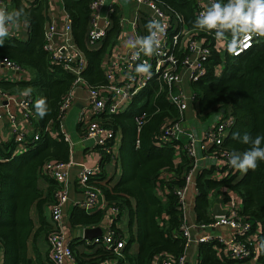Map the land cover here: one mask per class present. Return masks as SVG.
I'll list each match as a JSON object with an SVG mask.
<instances>
[{
    "label": "trees",
    "instance_id": "obj_1",
    "mask_svg": "<svg viewBox=\"0 0 264 264\" xmlns=\"http://www.w3.org/2000/svg\"><path fill=\"white\" fill-rule=\"evenodd\" d=\"M92 1L63 0V4L71 22L73 41L87 57L83 77L91 85H98L106 83L102 67L105 56L119 43L122 10L114 5L111 25L101 46L89 47ZM157 1L172 14L180 15L183 27L197 30V36L207 41L211 54L204 60L205 74L191 82L198 101L197 115L204 118L214 111L233 114L235 124L220 148L229 154L233 151L243 154L250 145L234 140L235 133H248L252 137L264 134V38H259L250 49L238 56L228 50L221 53L220 47L213 41L212 32L194 27L198 17L197 0ZM222 2L227 3L228 0ZM12 6H8V11L24 9L26 16L22 20L30 24L29 37L24 41L10 34L0 46V59L9 58L33 71V78L21 84L29 88L25 97L33 99L30 111L37 117V128L23 140L28 145L26 152L15 151V140L0 141V247L4 248V264H32L27 256V242L34 227L30 211L34 204L40 212L43 211L46 204L56 200L60 189V183L44 170V166L46 163H66L69 160L70 144L61 128V107L77 75L45 49L49 3L34 0L27 6L15 0ZM226 36L231 37L230 34ZM184 52L182 49L177 52L179 64L185 56ZM220 62L224 63L223 73L218 76L216 65ZM13 85L11 82L0 83L3 89ZM169 90L164 81L153 77L126 111L102 112L92 118V121L112 130L114 136L119 133L123 137L120 147L123 177L118 183L110 185V182L104 183L102 178L93 175L90 183L96 182L106 199L122 210L132 207V199L136 203L132 215H136L138 232L120 250L119 264H163L166 257L178 259L186 252L187 239L181 228L184 212L177 189L186 185V174L193 160L184 152L182 161H176V149L184 146L183 140L162 142L159 139L166 127L181 120L180 111L169 100ZM40 101H44L49 109L43 119L36 111ZM142 112H146V116L139 123L137 117ZM84 129L85 126L82 134ZM36 136H39L38 139H35ZM113 137L108 140V146H111ZM101 148L103 162L108 161L110 154L105 147ZM213 150L217 152L220 149L214 147ZM214 172V167H206L195 176L199 190L194 201L197 223H207L213 218L209 197L212 191H216V195H220L225 202L233 197V193L238 194L242 204L238 213L250 222V233L258 245L255 264H264V162H260L255 171L248 170L240 177L241 171L238 170L230 171L222 178H214ZM40 178L49 182L46 192L38 185ZM104 217L103 210L87 212L76 206L70 214V222L75 227H88L101 223ZM41 229L45 230L46 226ZM114 231L120 240L118 230ZM134 240L139 245L136 253L130 250ZM97 253L98 258H105L115 252L104 247ZM249 258H234L230 248L218 239L199 244L198 264H246Z\"/></svg>",
    "mask_w": 264,
    "mask_h": 264
},
{
    "label": "built area",
    "instance_id": "obj_2",
    "mask_svg": "<svg viewBox=\"0 0 264 264\" xmlns=\"http://www.w3.org/2000/svg\"><path fill=\"white\" fill-rule=\"evenodd\" d=\"M132 1L137 9L136 16L131 20V26L133 29L137 30L138 27L139 31L141 21L145 20L148 23L152 19H158L167 26L166 35L160 52L159 54L152 56H146L141 53L139 57L133 58L132 53L134 50L131 48L123 52L120 50L116 51L109 60L104 61L102 64L106 76V83L89 86V103L94 114L102 112L115 113L120 112L124 104L144 89L153 77L164 81L170 87L168 97L180 111L181 120L166 127L159 139L162 142H171L184 138V149L187 155L193 160L192 167L186 174V185L177 189V195L184 212V220L181 228L187 239V246H189L193 238L186 216L188 204L187 190L190 184L194 183L193 181L197 168L202 170L206 167H214L215 172L212 175L214 178H219L218 176L220 173L223 174L224 177L230 171L236 170L231 167L228 162L229 153L222 150L224 148H220L224 142V138L228 135L232 126L235 124L236 118L233 114H224L221 111H215L214 116L217 115L216 121L203 133L204 139L201 143V151L203 155H200V149L198 146L199 137H197L194 131L187 130L181 124L185 111L188 108L189 101V95L181 88V82L184 71L189 72L191 82L198 80L205 74L204 60L209 57L211 50L207 46V41L202 37L197 36L199 33L197 30L183 27L180 24V15L172 14L160 1ZM207 1L210 3V0H197V16L208 8ZM8 4L7 0H0V7L8 10ZM115 4L120 6L118 0L92 1L88 44L95 45L106 37L107 29L111 25V16ZM104 7L106 10L105 13H103ZM126 19L125 16H122L121 18L122 31H124L127 26ZM64 25L65 26L59 29L55 24H51L45 29V49L55 60L64 63L67 69L77 75L70 94L62 104V118L72 107L73 90L85 81L83 72L86 68L85 61L81 58L82 51H80L73 41L70 19ZM140 35L141 37L148 35L146 27L140 29ZM211 35L212 38H214L213 41L216 43L215 33L212 32ZM57 37H60L62 40V43L58 46L56 45ZM259 38L260 37L253 34L251 39L246 42L249 46L242 48L238 54L233 53V55L238 56L244 51L250 49L254 42H257ZM180 49L185 51V56L179 64L177 52ZM221 49L222 48H220V50ZM71 51H74L75 53H71ZM144 62L151 65V77L138 74L135 71L136 65ZM0 66L14 70H20L23 68V66L19 65L17 62L6 57L0 59ZM192 93L191 98L196 99L194 92ZM4 96L7 98V104L11 103L13 96H9V94H4ZM32 102L33 99L31 97H25L21 100L14 98V103L18 104V106L25 110L24 114L27 117L31 115L30 108ZM2 107L3 105L0 104V118L3 117V111L1 110ZM8 116L11 119H14V114L10 113V111L8 112ZM145 116L146 112H142L138 115V122L141 123ZM83 126H85L84 134H82L83 139H95L99 146L106 148L111 158L113 154L111 146H108L110 143L108 140L114 136V132L110 129L104 128L96 121H92V119L86 125L83 123ZM24 135L27 136L29 134L25 132L17 133L15 141L22 142ZM64 135L66 139L69 138L67 133H64ZM38 137L39 136H36L35 139H38ZM214 147L220 150L217 152H215V150L211 151ZM200 160H204L205 162L201 168L199 164ZM68 166L69 163H46L44 170H46L48 174L59 183L65 184L67 181ZM93 174V170L90 167L82 164L77 178L79 185L83 188L86 195V198L80 204V207L87 212H92L97 207H104L101 202L103 196L101 188L95 185L96 182L93 184L90 183ZM196 191L199 193L198 188H196ZM68 200L69 195L67 188L62 187L56 194V200L49 204L50 218L53 223L52 229L48 233V255L51 264H66L67 261L74 258V252L69 244L68 236L62 227L64 208ZM105 205L111 206L115 212L120 210V208L112 204V202L107 201ZM226 205L228 206V209H225L227 211L226 215H213V218L209 222L200 223L198 225L203 229H214L227 226L232 231V238L226 242L222 240L221 237L218 238L210 233L200 236L198 241L208 242L212 239H218L230 248L231 254L234 258L240 260L248 257L251 258L253 254L257 253L258 246L256 244V239L254 240L252 238L253 234L250 233L251 224L244 220L238 213L240 206L237 205L234 197L226 201ZM118 238L119 237H117L115 231L111 230L107 235L96 236L92 241L96 244H104L113 252L120 253V250L125 247L126 242L123 239L118 240ZM185 261L186 256L184 254L178 259L166 257L163 264H185Z\"/></svg>",
    "mask_w": 264,
    "mask_h": 264
},
{
    "label": "crops",
    "instance_id": "obj_3",
    "mask_svg": "<svg viewBox=\"0 0 264 264\" xmlns=\"http://www.w3.org/2000/svg\"><path fill=\"white\" fill-rule=\"evenodd\" d=\"M8 6L12 8L13 3L15 0H7ZM23 4L30 6L34 0H19ZM49 3L48 9L46 11L47 19L45 21V29L51 25L55 24L59 29H61L64 24L69 20L68 13L64 7L63 0H46ZM111 1V0H109ZM118 3L121 6L122 16L123 12L126 14L124 7L118 0ZM105 7L103 8V13H105ZM137 13V9L133 10V16L135 17ZM134 19V18H133ZM102 24V23H101ZM147 22L141 21L140 27L138 31L133 29L132 26L129 28L126 26V30L121 32L120 39L118 45L113 49V51L105 56V60H109L116 51H126L129 49L127 47L126 42L132 38H140V29L146 27ZM90 29V28H89ZM30 32V24L26 20H22L21 27L17 29H13L11 34L16 35V37L26 41L29 37ZM231 41V37L226 36L225 40H217L216 44L222 48L219 50L221 53H225L227 51V44ZM62 40L60 37L56 38V45H60ZM102 42L95 45H90L89 47L99 48ZM78 47V46H77ZM79 48V47H78ZM80 49V48H79ZM80 51H82L80 49ZM71 53H75L71 51ZM81 58L85 61V66H87V57L85 53L82 51ZM222 66L223 62H220L216 65V69L218 66ZM34 73L28 67H23L20 70L10 69L4 66H0V83L2 82H11L14 83L13 86L3 89L0 86V104L3 105L1 110L3 111V117L0 118V141L8 142L9 140H15L17 133H27L30 136L35 129L37 128L35 125V120L37 117L35 114H31L30 116H25L24 109H22L18 104L14 103V98L17 100H21L25 98L26 94L29 92V88L23 86L21 82L29 81L33 78ZM16 84V85H15ZM89 86H92L86 80L81 83L78 87L73 90V104L64 115L61 120V128L64 133L68 134L67 141L70 144V154L69 160L66 163H69L68 172H67V181L65 184L60 183V188L66 187L69 195V200L64 208V214L62 219V227L68 236L69 244H72V249L74 252V258L70 261H67L66 264H119L118 257L121 253H114L112 250L108 249L104 244H96L92 241V239H87L84 237V230L90 227H101V235H107L109 231L117 229L119 232L120 239H123L126 244L128 245L130 242V238L136 236L138 232V223L136 220V215H132V211L136 208L135 199H132L131 206L126 207L123 210L120 209L118 212L113 211L111 206L105 205L108 199H106L104 193L101 198V202L103 203L104 207H97L94 211L103 210L105 212V217L101 221V223L94 225V226H73L70 222V214L74 207L79 206L85 200L86 195L83 188L79 185L77 178L78 172L82 164L90 167L93 170V175L96 178H102L103 182H110V185L116 184L122 180L123 173H122V165L120 163V147L123 144V137L121 134H117L114 137V140L111 142V151L112 157L109 158L108 161L103 162V154L102 148L98 145L95 139H86L83 140L82 136V129L83 123L86 125L89 121H91L92 117L95 115L93 110L90 107V99H89ZM181 88L189 95L188 101V108L185 111L183 120L181 124L187 130L194 131L199 137V154L203 155L201 151V143L203 138L204 131L216 121L217 115L214 116V112L212 114L211 119L207 120L206 117H200L197 115L198 112V101L196 99H192L191 95L193 94L192 83L190 74L187 71H184L183 78L181 82ZM4 94H9V96H13V100L11 103L7 104V98H5ZM136 94L131 100H128L124 106L122 107L121 111H126L134 102ZM74 107L78 108V113L76 117L77 124L76 126H70V121L74 116ZM14 114V119H11L8 116V112ZM223 113V112H222ZM78 131V133L76 132ZM23 140L26 138V135L23 136ZM179 139V140H183ZM16 142V141H15ZM185 145V140H184ZM27 146L23 141L17 142V146L15 151L17 153L26 152ZM177 157L176 161L181 162L183 158V153L185 151L184 146H179L176 149ZM187 154V153H186ZM209 162V161H208ZM200 168L205 164L204 160H200ZM200 169H196L195 176ZM245 172H240V176H242ZM194 176V183L190 184L187 190V197H188V204L186 210L187 221L190 226V231L193 240L187 246L185 256L186 261L185 264H198L199 262V244L198 241L199 237L204 234H213L216 237H221L224 241H229L233 234L229 227H218V228H201L197 223L196 213L194 210V201L196 198V182ZM219 178L223 177V174H219ZM38 185L41 189L45 192L49 187V182L44 178H40L38 180ZM219 195V194H218ZM211 201L210 213L213 214V205L214 203H220L222 205L223 210L228 209L226 202L222 199L219 195H216V191H212L209 195ZM233 197L235 202L238 206L241 207V201L238 194L233 193ZM106 201V202H105ZM110 202V201H109ZM50 204V203H49ZM49 204H46L43 208V211L40 212L39 208L34 204L31 208V217L33 219V230L27 242V256L32 264H50L49 263V243H48V233L52 229L53 223L52 219L50 218V208ZM213 204V205H212ZM92 211V212H94ZM43 215V217H41ZM189 217V219H188ZM44 220V221H43ZM46 226L45 230L41 228ZM51 229L48 231V229ZM78 230H81L79 233ZM99 235V236H101ZM131 252L136 253L138 251V242L136 240L132 241L130 244ZM106 247L109 251L114 253L111 256H107L105 258H98L99 254L97 253L99 249ZM257 254V253H256ZM256 254H254L246 264H255L256 263ZM4 248L0 247V264H4ZM126 264H129L128 262Z\"/></svg>",
    "mask_w": 264,
    "mask_h": 264
},
{
    "label": "clouds",
    "instance_id": "obj_4",
    "mask_svg": "<svg viewBox=\"0 0 264 264\" xmlns=\"http://www.w3.org/2000/svg\"><path fill=\"white\" fill-rule=\"evenodd\" d=\"M26 16L23 8L8 11L0 7V46L9 38L13 29L21 27L22 18ZM166 25L158 19L150 20L147 25L148 35L132 39L126 45L133 49V58L141 53L146 56L159 54L164 37ZM194 27L208 32H214L217 40H225L226 34L232 39L227 44L230 53L238 54L240 50L249 45L246 43L255 34L264 38V0H210V7L202 11L197 17ZM135 71L138 74L151 77V65L147 62L137 64ZM37 114L43 119L49 112L44 101L36 105ZM233 139L242 144L250 145L243 154L233 151L229 154V164L241 172L255 171L260 162H264V134L252 137L248 133L240 135L235 133Z\"/></svg>",
    "mask_w": 264,
    "mask_h": 264
},
{
    "label": "rangeland",
    "instance_id": "obj_5",
    "mask_svg": "<svg viewBox=\"0 0 264 264\" xmlns=\"http://www.w3.org/2000/svg\"><path fill=\"white\" fill-rule=\"evenodd\" d=\"M120 3L122 4V6L124 7V10L126 11V14L123 12V15L127 18L126 19L127 26L129 28H131V20H133V18H134L133 10H135L134 2L132 0H120ZM222 73H223V69H222V66L220 65L217 67V75L219 76ZM74 108H75L74 112H73L74 116L72 117V119L70 121V126H76V124H77V121H76L77 116L76 115L78 113V108L77 107H74ZM211 116H212V114H210V116L207 118V120H210ZM76 132L78 133V131H76ZM188 219H189V217H188Z\"/></svg>",
    "mask_w": 264,
    "mask_h": 264
},
{
    "label": "water",
    "instance_id": "obj_6",
    "mask_svg": "<svg viewBox=\"0 0 264 264\" xmlns=\"http://www.w3.org/2000/svg\"><path fill=\"white\" fill-rule=\"evenodd\" d=\"M208 7H210V3L207 1ZM213 215H226L227 211L223 210L222 205L220 203H214L213 205ZM79 233H81V230H78ZM101 227H90V228H86L84 230V237H86L87 239H93L96 236L101 235Z\"/></svg>",
    "mask_w": 264,
    "mask_h": 264
}]
</instances>
